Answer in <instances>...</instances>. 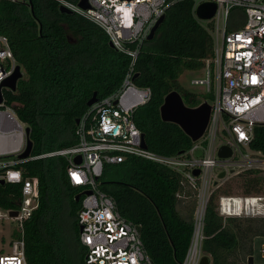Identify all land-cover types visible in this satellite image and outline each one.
<instances>
[{
  "label": "trees",
  "instance_id": "trees-1",
  "mask_svg": "<svg viewBox=\"0 0 264 264\" xmlns=\"http://www.w3.org/2000/svg\"><path fill=\"white\" fill-rule=\"evenodd\" d=\"M167 2L163 20L136 60L134 82L149 87L151 94L133 118L150 150L176 155L193 141L176 123L161 119L160 106L173 90L188 107L202 102L182 87L179 75L184 69H201L213 55V41L194 17L192 0ZM59 6V0H0V32L23 71L15 91L4 90L5 104L29 127L31 155L73 145L75 120L87 101L93 93L102 97L114 92L129 63L126 54L110 46L102 28L75 12L60 11ZM212 97L209 93L207 98ZM249 146L264 154V123L254 126ZM19 168L24 177L36 176L39 181L38 208L23 224L27 264H85L86 247L79 240L81 196L75 199L79 189L67 179L66 158L41 157ZM263 173L244 171L243 193L259 192ZM20 187L0 183V208L17 206ZM99 188L115 200L122 216L140 225L154 264H181L196 209V189L181 173L131 156L106 164ZM220 192L219 186L206 207L203 254L209 264H246L253 256L254 238L264 235V218L223 217L217 203Z\"/></svg>",
  "mask_w": 264,
  "mask_h": 264
},
{
  "label": "built area",
  "instance_id": "built-area-1",
  "mask_svg": "<svg viewBox=\"0 0 264 264\" xmlns=\"http://www.w3.org/2000/svg\"><path fill=\"white\" fill-rule=\"evenodd\" d=\"M192 1L194 17L213 41V55L204 61L203 77L191 80V84L212 94L210 116L202 136L187 150L164 155L142 145L144 136L133 115L149 100L151 90L136 85L134 78L142 46L169 2L87 0L88 8L84 9L78 6V1L59 0L102 28L113 47L129 57V63L120 86L98 97L78 117L73 145L24 158L19 155L26 147V126L18 120L13 108L5 104L4 90L10 89L0 87V179L21 186L17 206L0 208V219L15 222L6 248L0 249V264H27L23 224L39 205L38 178L24 177L19 165L55 155L66 158L67 179L81 196L78 223L79 240L86 247L85 264H154L141 239L140 225L122 216L115 200L99 188L104 166L131 156L181 173L196 189L193 232L181 264L200 263L205 211L212 192L221 184L218 181L250 169L264 170V154L249 146L254 126L264 123V0ZM202 2L216 5L214 14L206 20L196 15ZM17 65L8 39L0 32V85ZM221 146L230 148L229 156H218ZM77 156L80 162L75 161ZM194 170H198L197 175ZM220 172H224L221 178ZM217 203L223 217L264 218V194H221ZM10 211L17 214L10 216ZM194 245L197 251L191 256ZM261 256L264 258V244ZM253 263L258 264L254 258Z\"/></svg>",
  "mask_w": 264,
  "mask_h": 264
},
{
  "label": "water",
  "instance_id": "water-1",
  "mask_svg": "<svg viewBox=\"0 0 264 264\" xmlns=\"http://www.w3.org/2000/svg\"><path fill=\"white\" fill-rule=\"evenodd\" d=\"M77 4L81 8H84V9L88 8L87 0H78ZM215 7L216 5L213 2H202L196 8V15L200 19H204V20L209 19L214 14ZM59 9L62 12H67V13L72 12L68 7H66L63 4H60ZM163 18H164V15H162L156 21V23L151 28L147 36V39H151L153 37L157 27L159 26ZM109 44L110 46L113 47L111 42H109ZM22 76H23V71L21 69V66L18 64L15 67V71L1 83L0 87L1 86L7 87L11 91H15L17 81ZM97 98H98L97 94L93 93V95L90 97V99L86 103L87 106L94 103L97 100ZM1 100H2V94L0 91V101ZM210 109H211V106L207 101L201 102L196 107L186 106L183 102L181 95L177 91L173 90L164 97L163 103L160 106V117L163 121L176 123L183 130V132L191 138L192 141H195L202 136L207 126L209 116H210ZM75 122L76 123L78 122V118L75 120ZM28 131H29V127H25L26 135ZM142 145L146 146V143L144 142V140L142 142ZM31 147H32L31 141L26 138V147L24 151L19 155V157L21 158L28 157L31 153ZM230 152H231L230 148H228L227 146H221L218 150V156L227 157L230 155ZM181 153H183V151H180L178 154H181ZM200 154H201V151L198 150L197 155H200ZM75 161L80 162V156H77L75 158ZM193 173L197 175L198 170H194ZM223 176H224V172H220L219 177L221 178ZM0 183L5 184V181L3 179H0ZM88 192L89 191H85V193H88ZM79 198H80V193L76 194L75 196L76 200H78ZM16 214H17L16 211H10V216H15ZM209 261H210L209 257L207 255H203L200 259L199 264H209ZM247 264H254L253 256L248 257Z\"/></svg>",
  "mask_w": 264,
  "mask_h": 264
},
{
  "label": "rangeland",
  "instance_id": "rangeland-1",
  "mask_svg": "<svg viewBox=\"0 0 264 264\" xmlns=\"http://www.w3.org/2000/svg\"><path fill=\"white\" fill-rule=\"evenodd\" d=\"M204 73L202 68L201 69H184L180 75H179V82L182 85L183 88H186L187 90L196 93L201 100H207L208 103L211 102V99H208V94L205 92V89L202 86L199 85H193L191 84V80L195 77H203ZM264 171V170H260ZM244 171L239 174L234 175H228L223 180H219L218 183L220 184L221 194H228V195H252V194H264V180L261 182L259 187V192H251L249 194L243 193L245 190L244 181L246 179V176L243 175ZM264 174V173H263ZM252 176V175H250ZM264 179V177H263ZM229 191L228 193H225L223 191ZM219 198V196H218ZM218 202V199H217ZM15 226V222L6 219L1 218L0 219V249L6 248V244L9 240L10 231L13 230ZM264 244V235L257 236L253 240V258L256 263L258 264H264V258L261 256V247ZM203 249H202V256H203Z\"/></svg>",
  "mask_w": 264,
  "mask_h": 264
},
{
  "label": "bare ground",
  "instance_id": "bare-ground-1",
  "mask_svg": "<svg viewBox=\"0 0 264 264\" xmlns=\"http://www.w3.org/2000/svg\"><path fill=\"white\" fill-rule=\"evenodd\" d=\"M197 251V247L194 245L191 250V256H193Z\"/></svg>",
  "mask_w": 264,
  "mask_h": 264
}]
</instances>
